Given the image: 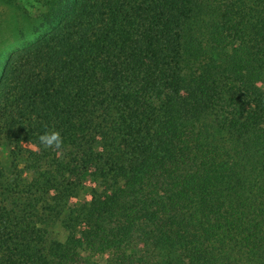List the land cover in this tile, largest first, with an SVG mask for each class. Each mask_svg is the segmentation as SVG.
I'll return each mask as SVG.
<instances>
[{"label":"trees","instance_id":"trees-1","mask_svg":"<svg viewBox=\"0 0 264 264\" xmlns=\"http://www.w3.org/2000/svg\"><path fill=\"white\" fill-rule=\"evenodd\" d=\"M56 18L0 76V264H264V0Z\"/></svg>","mask_w":264,"mask_h":264},{"label":"rangeland","instance_id":"rangeland-1","mask_svg":"<svg viewBox=\"0 0 264 264\" xmlns=\"http://www.w3.org/2000/svg\"><path fill=\"white\" fill-rule=\"evenodd\" d=\"M65 0H0V76L10 57L19 50L28 47L38 40L47 36L50 32L60 26V18H56L52 24L48 21L55 17L56 11L61 9ZM1 79V77H0ZM0 168L7 176L11 169L10 149L6 141H1ZM26 147H32L26 145ZM25 156L18 158L19 169H23ZM4 175V176H5ZM27 178L30 173L25 174ZM8 184V176L0 180V191L2 185ZM88 194L84 191L81 198L86 199ZM64 234L60 231L59 237ZM102 257V256H101ZM99 259H104L107 254Z\"/></svg>","mask_w":264,"mask_h":264},{"label":"clouds","instance_id":"clouds-1","mask_svg":"<svg viewBox=\"0 0 264 264\" xmlns=\"http://www.w3.org/2000/svg\"><path fill=\"white\" fill-rule=\"evenodd\" d=\"M39 144L45 148L61 149L62 138L57 131L45 132L39 136Z\"/></svg>","mask_w":264,"mask_h":264}]
</instances>
